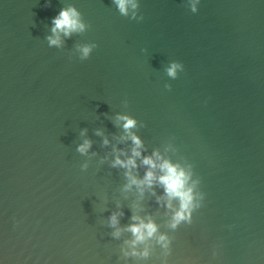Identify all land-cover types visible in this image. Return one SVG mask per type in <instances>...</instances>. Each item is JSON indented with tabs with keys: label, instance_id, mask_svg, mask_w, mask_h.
Listing matches in <instances>:
<instances>
[{
	"label": "water",
	"instance_id": "water-1",
	"mask_svg": "<svg viewBox=\"0 0 264 264\" xmlns=\"http://www.w3.org/2000/svg\"><path fill=\"white\" fill-rule=\"evenodd\" d=\"M68 4L91 27L49 47ZM139 4L142 20L112 0H0V264H162L155 240L149 258H123L131 233L112 237L113 211L121 227L151 217L171 239L167 264H264V0ZM87 42L98 46L81 61ZM172 61L184 66L175 79ZM118 113L136 118L143 155L191 170V223L168 226L158 183L124 190L113 148L132 145Z\"/></svg>",
	"mask_w": 264,
	"mask_h": 264
},
{
	"label": "clouds",
	"instance_id": "clouds-1",
	"mask_svg": "<svg viewBox=\"0 0 264 264\" xmlns=\"http://www.w3.org/2000/svg\"><path fill=\"white\" fill-rule=\"evenodd\" d=\"M199 0H197V3ZM120 15L129 17L130 19L142 20L143 15H138L140 4L139 0H112ZM48 6V5H46ZM191 11L197 12L196 4L191 5ZM91 25L85 21L83 14L73 4H68L61 8L59 13L51 20V34L46 39L49 47L63 48L64 38H69L73 34H82L86 32ZM98 45L95 42L78 43L75 46V53L78 54L81 61L90 57L93 50ZM182 62L172 61L167 68V75L173 79L177 78V69L183 70ZM171 85H165V88L171 90ZM127 104V101H125ZM116 122L123 128L125 136L123 140L131 141V154L129 155L124 149L113 148L116 153L115 158L111 161L113 168L124 169V176L127 183L123 186L124 190H130L133 186L143 194L145 187L151 188L154 183H158L164 189L166 197V207L174 209L168 226L171 229H176L182 222L191 223L192 212L200 207L196 202L195 186L197 181H191L192 173L190 169H185L179 163H173L169 159L161 156L158 150H154L150 155H143V141L133 131L137 126L135 117L127 113H118ZM86 129L81 131V136L84 137ZM97 135H103L101 130H97ZM104 145L109 143L107 137L104 138ZM92 147V141L84 138L77 145L76 151L81 155L87 156ZM121 153L126 158H121ZM93 155H95L93 153ZM137 158H140L138 165ZM106 159V158H105ZM140 165L146 166V171L142 178L138 177L134 170ZM81 168L86 170L88 163L84 162ZM157 171L159 174H157ZM159 199V198H158ZM173 201L177 204L174 205ZM122 211H113L108 218V226L113 229L111 235L115 239H119L123 232L131 233V238L123 241L121 252L123 258L133 257L137 259H147L152 255V245L149 243L155 240L161 248L165 250V259L162 264H167L166 257L171 252V239L166 233L160 232L159 225L151 218L144 219L143 217L133 214L131 217L132 223L121 227L120 217ZM143 245L141 248L140 246Z\"/></svg>",
	"mask_w": 264,
	"mask_h": 264
}]
</instances>
